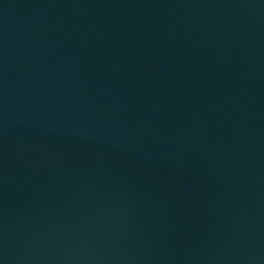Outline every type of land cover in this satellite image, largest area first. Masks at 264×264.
<instances>
[{"label":"water","instance_id":"1","mask_svg":"<svg viewBox=\"0 0 264 264\" xmlns=\"http://www.w3.org/2000/svg\"><path fill=\"white\" fill-rule=\"evenodd\" d=\"M0 264H264V0H0Z\"/></svg>","mask_w":264,"mask_h":264}]
</instances>
